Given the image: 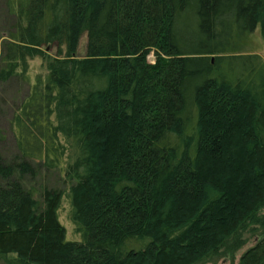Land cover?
<instances>
[{"label": "trees", "instance_id": "16d2710c", "mask_svg": "<svg viewBox=\"0 0 264 264\" xmlns=\"http://www.w3.org/2000/svg\"><path fill=\"white\" fill-rule=\"evenodd\" d=\"M5 3L0 85L30 91L0 159V262L215 263L264 228V0ZM239 264H264V234Z\"/></svg>", "mask_w": 264, "mask_h": 264}, {"label": "rangeland", "instance_id": "374dc122", "mask_svg": "<svg viewBox=\"0 0 264 264\" xmlns=\"http://www.w3.org/2000/svg\"><path fill=\"white\" fill-rule=\"evenodd\" d=\"M5 1L6 0H0V57L2 56L3 52L4 39L7 37L8 31L13 23L12 17L9 15L6 9ZM257 32L254 33L251 38V45L249 48L251 51H249L252 53L259 54L264 59V44L262 43V40ZM85 44L86 37H83L78 52V55L80 57L85 56ZM49 53L52 56H55L56 48H52ZM154 61V55L150 54L148 56V62L153 64ZM30 67L31 69L29 73V80L32 85L35 82L36 76L45 74L46 67H44V64L39 59L31 61ZM29 91V83L25 82L20 77H15L11 79L8 83L0 85V159L5 160L7 162L15 161V159H17V157L19 156L15 134L10 127V122L13 118L15 110L20 105V103L27 97ZM51 183L53 184L54 181H51ZM262 213H264V210ZM69 214V206L67 203H65L60 213V220L68 232V240L78 241L80 240V236H77L74 233V226L69 220ZM254 228H256L255 234L252 235L249 232L246 234V238L248 240L247 245H245L241 250L236 252L233 259L227 257L225 259L222 258L215 263L210 262L207 264H239V260L242 254L245 253L248 249H250L256 243V241H258L264 234V228L260 227L259 225H256ZM0 264L6 263L0 262Z\"/></svg>", "mask_w": 264, "mask_h": 264}]
</instances>
